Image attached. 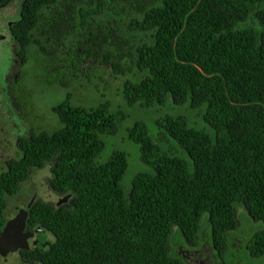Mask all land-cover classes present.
I'll return each mask as SVG.
<instances>
[{"label": "trees", "instance_id": "1", "mask_svg": "<svg viewBox=\"0 0 264 264\" xmlns=\"http://www.w3.org/2000/svg\"><path fill=\"white\" fill-rule=\"evenodd\" d=\"M21 12L15 35L31 46L26 57L33 51L46 65H64L60 75L74 63L72 81L80 73L89 78L82 62L99 60L131 76L122 89L126 105L153 108L171 99L202 110L207 125L192 127L183 115L155 120L180 155L154 142L143 121L126 127L147 170L125 189L127 153L98 158L103 137L121 131L127 114L108 102L82 106L67 92L51 108L54 130L34 131L24 159L0 175V225L6 197L20 192L31 167L51 158L52 189L73 195L71 208L32 207L29 225L47 230L52 242L46 251L22 252L25 258L184 264L171 253V239L196 246L207 227L222 256L231 253L225 234L237 227L238 207L264 224V0H24ZM247 246L252 256L264 255V228Z\"/></svg>", "mask_w": 264, "mask_h": 264}, {"label": "rangeland", "instance_id": "2", "mask_svg": "<svg viewBox=\"0 0 264 264\" xmlns=\"http://www.w3.org/2000/svg\"><path fill=\"white\" fill-rule=\"evenodd\" d=\"M69 65L71 63H68ZM85 71H89L90 75L87 80H84L83 73H80L78 77H75L71 82H66L60 86L55 81L53 76H43L42 73L36 72L32 66L33 82L35 93L32 94V97L35 103L41 105L40 110L46 112L47 115L52 113V106L57 102L62 101L67 92H72V99L75 103L80 104L85 107H92L97 105L100 102H108L111 105V110H122L127 114V118L123 124L122 130L119 131L115 136L103 137L105 146L101 152L98 160L104 161L107 159L112 151L122 150L127 153L128 157V169L122 180V184L125 189H128L131 185V180L134 175L140 171L147 170V167L143 165L139 160V146L133 141L127 138L125 129L128 126H131L134 122L141 120L145 123L149 136L153 139L154 142L159 144L164 149H176L177 154L180 155L181 151L177 150L178 146L172 141L168 135L158 129L155 124V120L160 118L165 114L171 115H183L187 119L188 125L196 128H207L206 123L203 121L200 109H191L188 104L175 105L172 103L171 99H168L166 103L162 106H156L153 108H142L139 105L128 106L126 105L122 89L124 82L131 78L129 74H114L111 70H107V67L102 65L99 60H85L82 62V65ZM68 73L73 71L72 67H67ZM103 72H102V71ZM72 77V76H70ZM91 80V81H90ZM12 141V138H8L7 144ZM8 147L6 148V155H9ZM45 172H39L38 174L33 171L29 173V179L25 180L21 184V189L18 195L20 196L19 202L10 201L7 209L8 213L13 212V206L21 203L22 199H25V196L31 195V188L35 187L33 184L34 181L38 180V175H43ZM42 199L44 202L48 199H54V197L49 196V192L44 188L42 193ZM207 217V214L202 216V220ZM236 217L238 218L237 227L229 230L225 234L226 240L228 241V253L218 256L217 252L210 251V246L208 243L207 237V227L201 229V238L200 240L206 242L203 243L194 251L186 250L188 245L184 242L183 237L181 240L175 238L173 243H169V249L174 256L178 255L184 257L188 264H264V255L262 256H252L249 250H246L243 245L237 251L235 250L236 244L238 243L237 237L243 239V242L249 240L250 235L253 231L264 228V224L261 221H253L249 216L245 207H238L236 211ZM178 229V228H177ZM176 229L172 230L173 237L177 235ZM228 235V237H227ZM181 242L186 246L182 247ZM15 254L7 258L8 264H15V261L18 260L20 263L24 262L20 259H15ZM1 258V257H0ZM2 259H0V264H7ZM12 262V263H10Z\"/></svg>", "mask_w": 264, "mask_h": 264}, {"label": "flooded vegetation", "instance_id": "3", "mask_svg": "<svg viewBox=\"0 0 264 264\" xmlns=\"http://www.w3.org/2000/svg\"><path fill=\"white\" fill-rule=\"evenodd\" d=\"M23 1L6 0L5 2H0V175L9 172L11 163L24 159L23 146L26 142L28 143L32 140L34 131L42 129L52 131L57 125L55 113L52 111L50 115H47L46 112L40 110L41 105L35 103L32 97V94L35 93L32 66L37 70L36 72L42 73L43 76H53L59 86L66 82H71L70 76L74 75L75 69L74 63L70 65L67 63V67H72L73 71L68 73V70H66L60 75V68L64 67V65H59L57 62L46 65L48 62L46 58L33 59V51L28 53L27 57L25 56L24 52L28 51V48L31 46H28L29 43L25 46L19 44L17 42V36L15 35V30H17L19 22L23 19L21 12ZM65 74L68 76L67 78ZM8 138H12V141L7 144ZM7 147L9 148V155L5 154ZM55 163L56 159L51 158L41 166L30 168L29 173L32 171L35 174L39 172L45 173L38 175V180L33 182L35 187L33 189L31 188V195L25 196V199H22L20 204L13 206L12 214L7 212L9 202L13 200L19 202L21 195L17 193L6 197L7 208L2 217L0 230L3 229L5 223L13 218L20 209H24L28 213L23 232L32 235L29 238V246L27 249L19 250L14 258V260H22L24 264H41V262L37 258H25L22 252H43L49 249L52 242V235L47 230L37 224L29 225L28 220L32 207L38 202H44L42 199L44 188L49 192L50 197H54V199H48L44 203L50 204L54 209L71 208L73 204L72 193L56 191L50 185L52 168ZM29 178L31 177L28 174L26 180ZM30 202L31 205L27 208ZM39 226L42 228L41 231L45 233V240L35 239L34 232ZM200 238L201 236H199V242H197L196 246L190 244L187 240H184V242L188 246L183 242H181V246H186V250L188 251H194L196 249L195 247L199 248L201 244L206 243L202 240L200 243ZM237 238L238 243L235 245L236 248L234 250L238 251L243 243L245 244L243 247L249 250L247 246L248 241L243 242V239ZM206 244L210 246L212 254L216 252L211 248L209 240ZM0 257L5 263L7 262L6 258L3 256ZM175 257L182 260L184 264H188L184 257L178 255ZM214 262L218 264L215 261V257ZM15 264L22 263L16 260Z\"/></svg>", "mask_w": 264, "mask_h": 264}, {"label": "water", "instance_id": "4", "mask_svg": "<svg viewBox=\"0 0 264 264\" xmlns=\"http://www.w3.org/2000/svg\"><path fill=\"white\" fill-rule=\"evenodd\" d=\"M69 196V195H67ZM31 202L27 205L29 208ZM28 213L24 209H20L19 212L11 219H9L2 230H0V256L8 258L13 254H17L19 250L27 249L29 246V238L31 234L23 232L25 227V221ZM40 226L34 232L36 238L39 240H45L44 232L41 231ZM38 233V235H36Z\"/></svg>", "mask_w": 264, "mask_h": 264}]
</instances>
